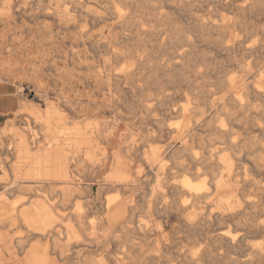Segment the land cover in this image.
Listing matches in <instances>:
<instances>
[{
  "label": "rangeland",
  "instance_id": "1",
  "mask_svg": "<svg viewBox=\"0 0 264 264\" xmlns=\"http://www.w3.org/2000/svg\"><path fill=\"white\" fill-rule=\"evenodd\" d=\"M83 1L85 0H0V8L12 7L15 14L10 23L2 22L0 18V220L8 221L7 224L0 225V236H3L0 240V264H25L31 251L37 253L38 247L41 249L47 243L51 247L49 255L57 261L61 258H80L88 260L89 264L103 259L106 262L108 256L111 259L120 257V247L127 244L129 239L123 233L117 239L105 234L110 226L105 222L101 208L105 199L116 196L130 202L131 207L127 209L123 221L130 228L137 221L146 226L143 235L134 232L136 235L133 236L134 243L144 249L143 255L146 257L143 259H169V264H181L185 260L188 261L187 264H219L217 259L202 258L208 242L200 234L193 235L184 220L192 212H200L203 207L213 206L215 199L221 195L219 189L217 192L213 190L210 180L214 176L221 177L225 172L219 170V150L223 148L221 154L232 158L235 154L240 155L232 148L222 145L216 132L200 130L196 125L189 132L185 119L178 114L187 102L184 107L195 106L198 102L195 99L196 93L204 90L217 92L219 96V79L239 75L237 64L242 60L241 53L230 51L228 47L235 39H256L261 35L256 32L264 31V8L260 10L256 5L246 11H239L236 0L217 4H212L209 0H135L134 5H127L122 0H89L92 4L119 6L130 14L122 31L125 45L121 44L116 49L119 52L126 51L127 60L123 59L116 66H125L127 73H132L133 76L129 75L131 79L121 84L115 79L106 82L105 64L113 63L110 58H114L112 53L116 51L105 46L91 45L86 49L78 40L79 36H75L98 35L102 24L91 23L86 26L81 20L77 30L74 28V32L73 29L67 32L61 28L59 21L48 15L54 12L58 4L63 6V10H73L75 7L80 8L79 3ZM224 17L232 20V33H226L214 25L221 24ZM78 56H87L88 64L84 58L78 60ZM73 57L76 58L75 62ZM260 61L264 62V56H261ZM80 63L83 68L79 66ZM92 67L99 68V71ZM97 72L103 76L98 77ZM90 75L94 78L96 76V80ZM40 96H44V99ZM189 101L194 106L191 107ZM23 106L30 110V106H39L41 113H45L51 106L61 109L59 111L65 113L71 127L85 129L91 124L89 131H86L93 144L84 149L81 160L70 161V171L78 176L73 175L77 183L75 192L63 191L66 187L64 182L40 184L30 181L33 183L24 184L21 189L14 187L25 168H17L20 161L18 152L15 146L11 145L9 149L8 145L19 139L18 134L27 139L32 153L37 152L46 142V128L27 124L25 119L31 111H23ZM198 130L204 134H200ZM194 134L199 137L201 135V140H196L199 144L189 139ZM210 135L213 136L208 141L207 137ZM65 151L70 152V149ZM86 151L92 152L96 161L105 158L106 164L101 170L98 169V164L102 162L90 161L85 156ZM154 151L158 154V160L153 166H149L142 156L146 152L154 154ZM133 152V172L142 171L136 178V189L129 192H124L120 187L101 189L102 180L109 178L113 172L114 155L124 161ZM196 152L201 154L196 156ZM201 155L208 160L203 161L204 157ZM192 156L202 159L201 163L199 161L198 164ZM184 176L191 177L195 182L210 180V184H207L211 186L212 195L216 193L215 198L211 195L205 203L199 205L200 209L189 203L191 201L186 192L175 188L180 187ZM241 176L236 180L243 181L245 176ZM80 183L90 186L78 188ZM53 188L55 189L52 190ZM206 202L214 204L207 205ZM37 204L49 207L54 216L59 245L67 243L64 227L80 230L81 246L71 245V252L67 253V257H60L49 240L25 237L27 233L24 229L28 223L24 215L27 212L35 214ZM215 209L216 206H213L212 210ZM36 215L42 223L44 214L41 209H38ZM116 230L118 227L112 233ZM157 249L159 252H156ZM218 252L219 249L215 254ZM146 253L152 256H147Z\"/></svg>",
  "mask_w": 264,
  "mask_h": 264
},
{
  "label": "bare ground",
  "instance_id": "2",
  "mask_svg": "<svg viewBox=\"0 0 264 264\" xmlns=\"http://www.w3.org/2000/svg\"><path fill=\"white\" fill-rule=\"evenodd\" d=\"M122 1H124L127 5L135 4V0H122ZM226 1L227 0H209V2L212 4L223 3ZM236 1L238 2L237 9L239 11H246L247 9L254 7L256 5L260 10H263L264 8V0H236ZM79 4H80L79 5L80 8L75 7V9L73 10H69L68 8L63 10L62 9L63 6L61 4L60 5L58 4L56 6V9L54 8L55 9L53 10L54 12L52 11L53 13L51 14L48 12L49 13L48 15L52 16L57 21H59L61 28H63V30L64 29L67 30V32L72 29L74 32L75 29L81 23V20H83L87 24L86 26H89L88 24L91 23L100 24V25L102 24L103 27L98 33V35H95V33L94 35H85V34L80 35L78 33L79 35H75V36H79L78 40L86 49H88V47L91 45L93 47L105 46L116 51L112 53V55L114 54V58L110 56L113 58V59L110 58L111 61L113 60V63L109 62L110 59L108 61L109 63L107 64L103 62L106 66L105 70L107 72L106 82L109 83L114 79L115 81H119L120 83L123 81H129L131 79V78L129 79L130 74L127 73L125 66L117 68L119 66L116 65H119V63L122 62L123 59H126L127 57L125 54L126 51L119 52L120 50L119 51L117 50H118V46H120L121 44L125 45L124 42L126 41L122 39V35H123L122 31L124 30V27L130 17V14L125 10H123L121 7L116 5L111 6V5H104L101 3L92 4L90 3L89 0H85ZM112 10H114V12ZM47 11H49V8ZM14 15L15 14L13 13L12 7L0 8V18L2 19V22L8 21L10 23V20L14 17ZM43 16L47 17V15H43ZM214 25L217 28H221L226 33H232L231 28L233 27V22L228 17H224L221 24L215 23ZM80 27H83V25ZM86 29L89 30L87 27ZM62 32L64 33L65 31ZM73 32L71 31V33ZM256 33L261 34L256 39L249 37L239 38V39H235L229 45L228 49L230 51L241 53L240 55L242 57V60L240 63L237 64V67L239 69V73H238L239 75L231 76L228 79L227 77L226 79H224L225 77L223 76L224 78L219 79V96L217 92L214 93V92L202 90L199 92V94L196 93L197 95H195L196 96L195 99L196 100L198 99V102L195 104V106L193 103H192L193 105H190V103L194 100L193 97L192 101H189V105L191 107L192 106L194 107L192 108L184 107L187 105L188 103L187 102L182 109L180 108L181 112L180 111L179 112L181 114L180 113L178 114L180 116L182 115V117L185 119V122L187 123L185 126L189 130V132L190 130L192 131L194 129L195 125L200 130L207 129L208 131L210 130L212 133L216 132L215 135L217 136V139H219V142L222 145H225V147H228L229 149L232 148L231 150H234L235 153L237 152L240 155V156H235L237 155L235 154L234 157L232 154L231 155L233 156L232 158L229 155L221 154L223 148L219 150V170H224L225 172L222 174L221 177L215 178L214 176V178L213 179L211 178L210 180L212 181L211 186L213 190L217 192V189H219L221 191L220 192L221 195L219 196V198L215 199L216 202H214L215 200L213 201L215 204L211 202H206L208 203L207 205H209V203L214 204L213 206H216V209L212 210L213 206L211 205L207 206L208 208L202 206L203 208L201 209L200 212H196V211L192 213L190 212L191 214L189 216L187 215L188 217L184 220V222L186 223L185 225H187L186 226L187 229L190 230L193 235L196 236V234H200L208 242L207 243L208 247H206L205 252L202 255V258L207 260L217 259L219 260V264H263L264 263V62L260 61L261 56H264V31H258ZM59 34H61V32ZM75 48H77L76 45ZM93 51L94 50H92V52ZM111 52H109L110 55ZM84 56L83 57L78 56V60L84 58L86 60V63L88 64L87 60L89 58L87 56L86 57ZM90 57L92 58L91 55ZM93 57H95L94 54ZM98 59L99 56L97 58V62ZM72 60H74L75 62L76 58L73 57ZM79 66L81 67L83 65H81L80 63ZM75 68L77 69V67ZM93 69H95V67ZM91 72H93V70ZM97 74H99L98 77L99 76L101 77L102 75L100 74V72H97ZM86 76H88V74ZM130 76H133V74L131 73ZM92 79L96 80V76L95 78L93 77ZM80 81L81 79L78 82ZM86 82L87 81L85 78V83ZM82 83H83V79H82ZM104 96L107 98L105 94ZM40 97L44 99V96H40ZM78 106L79 105H77V107ZM81 106L83 107V105H80V107ZM30 107L31 110L26 108V106H23L22 108L23 111H29V112L31 111L30 114L28 115V118H26L25 121L27 122V124L31 123L33 127H40V126L45 127L46 132H44L45 133L44 136L46 138V142L43 147H39V150L37 152L32 153L28 148L29 145L27 139L24 136L18 134L17 137H19V139L8 145L9 149H11L10 148L11 145L15 146L18 152L20 161L17 165V168H25L23 174L19 176L20 181L16 183L14 187L21 189V186H23L24 184L33 183L34 181H36L35 183H40V184L41 182L43 183L64 182L66 184V187H64V190L63 189L62 190L65 192L70 191L71 193L76 189L77 183H75L76 179L73 178V175L75 174H73V172L70 171V161L71 160L73 161V159L81 160L82 159L81 153H83L85 148L93 144V140L89 138L90 136L88 137L86 131L90 128L91 124L88 125L85 129L83 128L81 129L78 127H71V125L68 123V118L64 116L65 113L62 114L59 111L61 109L51 106L50 108H48V110L45 113H41V109L39 108V106L38 107L30 106ZM77 107H75V109ZM70 109L71 108H69V110ZM80 110H82V108ZM14 118L16 117L14 116ZM205 133L207 134V132ZM212 136L213 135L207 137L208 141ZM237 136L238 139L236 138ZM200 137L199 135L194 134L191 135L190 138L189 137L188 138L191 141L194 140L196 141V140H201ZM240 137L243 138L241 139ZM239 139H241V141H238ZM67 148L70 149V152L65 151V149ZM188 149L190 148L188 147ZM134 153L135 152L129 153V155L126 157V160L124 161L120 160L117 155H114V163L112 164L113 172L109 178L102 180L100 184L101 189L120 187L124 192L134 191L136 189V183H137L136 178L141 175L142 171L137 170L136 172H133L134 170L133 166H135ZM198 153L196 152L197 154L196 156L201 154ZM85 156L90 161H96L95 155L90 151H86ZM201 156L204 157L203 155ZM142 157H144L145 162L149 166H153L154 163L158 160V154L156 151H154V154H150L149 152H146ZM192 159L198 161V164L201 163L202 159L203 161L208 160V158L205 157L202 159H198L195 156H192ZM99 161L102 162L101 164H98V169L101 170V168L106 164V163L104 164L105 158L96 161V163ZM207 163L205 164L207 165ZM157 175L159 177L158 173ZM241 175L245 176V178L243 179V181L241 180L239 182L238 180H236V178ZM200 176L201 175L199 174V177ZM210 180L209 182L208 181L195 182L191 177L184 176L181 181L180 187L175 186V188L183 189L184 192H186V194L189 196V199L191 201L189 202L188 200V202L192 203V205H194L195 207L198 206L199 208V205L205 203V201L208 200V198L211 197L212 195V192L210 191L211 186L207 184V183L210 184ZM82 186H88L89 188L90 184L80 183L78 188ZM54 189L55 188H53L52 190ZM78 190L80 191V189ZM214 195H216V193ZM129 204H130L129 201L125 199L123 200L119 196L105 199L102 202L101 208L103 209L105 215L104 220L110 226L108 227L109 229L108 228L106 229L105 234L107 236L111 235V238L113 239L114 238L117 239L119 237V234L123 233L127 236L129 241L127 242V244L120 247L121 249L119 253L120 257L111 259V257L108 256L106 262L104 261L105 259H103L98 261H92L89 264H169V259L167 261H164V259L160 258L164 262H162L159 259H155L156 257L143 259V257L145 256V254L143 255V253H145L144 249L140 245L134 243L133 236L136 235L137 232L138 233L140 232L143 235L145 233L146 226L142 225V222L137 221L136 223L134 222V227L130 228L127 225V223L123 221L127 209L131 207L129 206ZM203 205L206 206V204ZM36 207H37L36 208L37 212L35 214L31 212L29 213L27 212L24 215L25 221L28 223L27 227H25L24 229L25 232L27 233V236L25 237H27L28 239L31 238L35 240H41V239L49 240V242H51L54 245L55 247L54 249L58 250V255L60 257L68 256L67 253L71 250L70 249L71 245L75 244L78 247L81 246L80 240L82 239V235L80 233V230L73 227H64L63 231L66 233L67 243L63 246L59 245L58 244L59 237L55 234L57 231L56 220L54 216L51 214L49 207H46L43 204L42 205L37 204ZM38 209L39 210L41 209V212L44 214L42 218V223H40L39 217L36 215L38 213ZM183 213H185V211ZM7 223H8L7 219L3 221L0 220V225L2 224L5 225ZM116 227H118V230L112 233V230ZM2 239L3 236L1 235L0 240ZM257 239L260 240L254 242V240ZM35 247L38 246L35 245ZM38 248L40 252L37 251L36 253L31 251L25 264H88L89 262L86 259H80V258H78V260L63 259L64 261L61 258V260L59 259L60 261L59 260L57 261L55 258L51 257V254L49 255V249L51 247L48 243L46 245L44 244V246L41 247V249L40 247ZM144 248H146L145 245ZM218 249L219 252L218 254L216 253L217 254L216 255L215 252ZM156 252H159V250L157 249ZM187 263L188 261L185 260L181 264H187Z\"/></svg>",
  "mask_w": 264,
  "mask_h": 264
}]
</instances>
